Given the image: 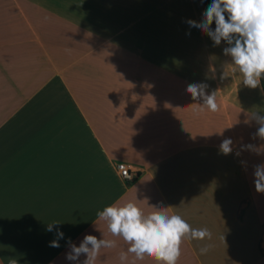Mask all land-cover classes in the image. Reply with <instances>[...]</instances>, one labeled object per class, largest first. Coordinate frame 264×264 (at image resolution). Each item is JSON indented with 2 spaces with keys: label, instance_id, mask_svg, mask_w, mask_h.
I'll use <instances>...</instances> for the list:
<instances>
[{
  "label": "crops",
  "instance_id": "crops-1",
  "mask_svg": "<svg viewBox=\"0 0 264 264\" xmlns=\"http://www.w3.org/2000/svg\"><path fill=\"white\" fill-rule=\"evenodd\" d=\"M0 264H264V91L200 0H0Z\"/></svg>",
  "mask_w": 264,
  "mask_h": 264
},
{
  "label": "trees",
  "instance_id": "trees-1",
  "mask_svg": "<svg viewBox=\"0 0 264 264\" xmlns=\"http://www.w3.org/2000/svg\"><path fill=\"white\" fill-rule=\"evenodd\" d=\"M212 24L230 50L258 75L264 91V21L250 0H200Z\"/></svg>",
  "mask_w": 264,
  "mask_h": 264
},
{
  "label": "built area",
  "instance_id": "built-area-1",
  "mask_svg": "<svg viewBox=\"0 0 264 264\" xmlns=\"http://www.w3.org/2000/svg\"><path fill=\"white\" fill-rule=\"evenodd\" d=\"M116 170L121 176L122 179L128 181V182H133L136 180L137 175L133 171L132 166L124 163V162H119L116 164Z\"/></svg>",
  "mask_w": 264,
  "mask_h": 264
}]
</instances>
